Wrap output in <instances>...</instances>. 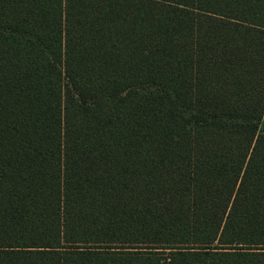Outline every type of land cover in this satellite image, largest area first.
Here are the masks:
<instances>
[{"label": "trees", "instance_id": "trees-1", "mask_svg": "<svg viewBox=\"0 0 264 264\" xmlns=\"http://www.w3.org/2000/svg\"><path fill=\"white\" fill-rule=\"evenodd\" d=\"M264 0H0V264H264Z\"/></svg>", "mask_w": 264, "mask_h": 264}, {"label": "rangeland", "instance_id": "rangeland-1", "mask_svg": "<svg viewBox=\"0 0 264 264\" xmlns=\"http://www.w3.org/2000/svg\"><path fill=\"white\" fill-rule=\"evenodd\" d=\"M259 130L261 132H264V121L261 122L260 127H259Z\"/></svg>", "mask_w": 264, "mask_h": 264}]
</instances>
